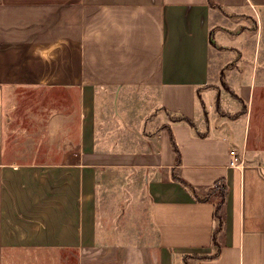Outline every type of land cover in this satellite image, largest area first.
I'll use <instances>...</instances> for the list:
<instances>
[{
    "label": "crops",
    "instance_id": "0c3cea01",
    "mask_svg": "<svg viewBox=\"0 0 264 264\" xmlns=\"http://www.w3.org/2000/svg\"><path fill=\"white\" fill-rule=\"evenodd\" d=\"M263 90L264 0H0V264H264Z\"/></svg>",
    "mask_w": 264,
    "mask_h": 264
},
{
    "label": "rangeland",
    "instance_id": "374dc122",
    "mask_svg": "<svg viewBox=\"0 0 264 264\" xmlns=\"http://www.w3.org/2000/svg\"><path fill=\"white\" fill-rule=\"evenodd\" d=\"M38 58L39 57H35V58H31V61H29V63L30 64H34V65H36V64H39V63H41L40 62V60H38ZM26 59V57H24L23 58V60H25ZM2 62L3 63H5V58L4 57H2ZM17 62H23V61H17ZM7 86H5V89L7 90ZM37 89H39L38 87H36ZM221 91H222V93H224V96L223 97H227V99H229V101H232V100H236L233 96H232V94H231V92L232 93H234L237 97H238V94L234 91V89H232L231 87H228L227 85H225V84H223L222 86L220 85V88H219ZM7 93V92H6ZM226 93V94H225ZM39 95L41 96L42 95V92L41 91H39ZM226 95V96H225ZM261 95L264 97V90L263 91H261ZM230 99H232V100H230ZM233 103H235L234 101H233ZM236 104V103H235ZM203 106V104H202V102H200L199 103V106L198 107H200V106ZM254 105H256V103L254 104ZM264 107V106H263ZM208 108V109H207ZM217 108V107H216ZM200 109V108H199ZM201 109H203L204 111H207V119H208V116L210 115L212 118H213V123H214V125H215V127H217V124L220 122V121H222L221 119H220V117H218L215 113H214V110H215V105H212L211 107H205V106H203ZM224 110V109H223ZM261 110V107L258 109V111H260ZM201 111V113H203V111L202 110H200ZM244 111H245V109H244ZM229 112H231V110L229 111ZM241 112H243V109H241ZM204 113H206V112H204ZM232 113V112H231ZM234 115V114H233ZM237 115V114H236ZM257 115H258V113H257ZM257 115L256 114H254L253 116H254V119H253V122L254 123H256V122H258L257 121V119H256V117H257ZM18 116H19V119H20V121L19 122H21L22 123V125H24V116H22V113H18ZM206 118H204L203 117V120L202 121H204ZM241 121V120H240ZM226 123H232L233 124V122H230V121H227ZM261 123V124H260ZM240 124H241V122H238V125L236 126V127H234V126H231L232 128H236V130H237V132L238 131H241V127H240ZM228 126V125H227ZM253 126H256V125H253L252 124V126L250 127V129L247 127V130H246V133L250 130V133L251 132H255V131H258V133L260 134V136H259V138L261 139V136L263 135V142H262V145L264 146V121H259V123H258V127L257 128H254ZM229 128V127H228ZM251 137H252V135H251ZM17 154V153H16ZM23 156H24V152H22L21 153ZM263 154V155H262ZM258 155H262L261 157L263 158V159H259L258 157ZM260 157V158H261ZM258 160H261V161H264V153H258L257 154V156L255 157V161L257 162ZM216 185V184H215ZM219 190V188L217 187V186H214V187H212L209 191H203L202 192V195H205V194H207V195H212L213 197H215L216 198V200H217V203H218V201H219V194H218V191ZM72 264V263H71Z\"/></svg>",
    "mask_w": 264,
    "mask_h": 264
},
{
    "label": "trees",
    "instance_id": "16d2710c",
    "mask_svg": "<svg viewBox=\"0 0 264 264\" xmlns=\"http://www.w3.org/2000/svg\"><path fill=\"white\" fill-rule=\"evenodd\" d=\"M211 1V0H210ZM231 94H232V96L237 100V101H239L240 103H242V100L240 99V97L238 96H236L234 93H232L231 92ZM177 120H183V121H185L188 125H190V126H192V124H191V122L189 121V120H187V119H185V118H182V117H180V118H178ZM173 148H174V150H175V152H176V154H177V162H179L180 161V156H179V151H178V149H177V147L175 146V144L173 143ZM218 188H219V192H218V194H219V201H218V203H217V205H216V207H215V212H214V215H215V218L217 219V222H218V228H217V230H219L220 228H221V225H222V209H223V205H224V200H225V194H226V191H225V188H224V186L221 184L220 186H218ZM209 198V195H207L206 197H205V200H207Z\"/></svg>",
    "mask_w": 264,
    "mask_h": 264
},
{
    "label": "built area",
    "instance_id": "2783aa9c",
    "mask_svg": "<svg viewBox=\"0 0 264 264\" xmlns=\"http://www.w3.org/2000/svg\"><path fill=\"white\" fill-rule=\"evenodd\" d=\"M235 154V152L233 151V152H231V155H234ZM231 166H233V167H237L238 166V164H236V162L235 161H231ZM221 185V183L219 182V183H216V185L215 186H220Z\"/></svg>",
    "mask_w": 264,
    "mask_h": 264
}]
</instances>
